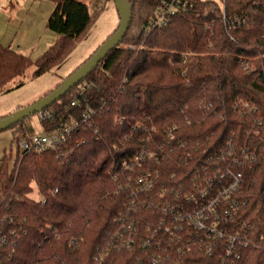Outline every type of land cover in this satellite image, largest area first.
Returning <instances> with one entry per match:
<instances>
[{"label":"trees","instance_id":"16d2710c","mask_svg":"<svg viewBox=\"0 0 264 264\" xmlns=\"http://www.w3.org/2000/svg\"><path fill=\"white\" fill-rule=\"evenodd\" d=\"M51 1L45 25L57 40L40 57L31 60L0 44V95L30 68L32 80L62 63L92 28L97 14L84 3ZM124 1L132 16L120 44L47 108L75 94L94 111L97 132L75 133L61 153L3 152L0 237L6 242L0 241V264H138L137 259L150 264L147 251L136 244L97 261L129 200L115 193L109 172L112 155L119 154L115 147L128 137L138 143L145 128H154L162 139L172 126L173 142L187 141V151L212 135L255 149L257 164L239 192L247 200L238 217L246 231L237 229L254 245L238 251L236 264H264V0H183L186 8L163 26L153 20L168 0ZM24 121L9 128L13 136L26 135ZM41 126L49 132L50 123ZM182 154L177 149L157 169L165 177L182 172L176 165ZM33 186L43 202L30 198ZM137 219L139 229L150 220L144 210ZM73 238L75 246L69 247ZM176 261L217 264L197 251Z\"/></svg>","mask_w":264,"mask_h":264},{"label":"built area","instance_id":"2783aa9c","mask_svg":"<svg viewBox=\"0 0 264 264\" xmlns=\"http://www.w3.org/2000/svg\"><path fill=\"white\" fill-rule=\"evenodd\" d=\"M186 6L183 0L164 2L153 24L165 25L168 17ZM66 100L55 108L36 113L40 123H50L49 132L26 134L17 139L20 154L61 153L75 133L97 132L94 111L83 106L75 94ZM55 121L57 124L53 125ZM176 130L172 126L161 139L159 134L156 137L154 128H145L147 136L141 137L138 143L115 147L119 154L112 155L109 174L116 184L115 193L128 194V207L116 219L118 227L106 245L98 250V262L106 260L114 251H132L136 244L138 249L147 251L150 264H178L176 260L191 251L214 257L217 264H236L238 251L250 243L254 245L246 233L242 235L237 229H244L238 217L247 200L240 199L239 192L247 173L257 164L255 149L233 145L231 136L221 141L222 136L212 135L187 151V141L173 142ZM199 146H203L200 152ZM177 149H183V154L178 156L176 165L184 170L165 177L157 166L173 160L171 155ZM38 201L43 202L41 196ZM143 210L150 220L139 229L137 218ZM0 241L5 244L6 238L0 237ZM75 241L73 238L69 247L75 246ZM137 263L140 264L138 259Z\"/></svg>","mask_w":264,"mask_h":264},{"label":"rangeland","instance_id":"374dc122","mask_svg":"<svg viewBox=\"0 0 264 264\" xmlns=\"http://www.w3.org/2000/svg\"><path fill=\"white\" fill-rule=\"evenodd\" d=\"M77 1L84 3L90 14H97L92 28L82 40L77 42L62 63L48 73L31 80L32 68H30L24 77H17L7 84L5 91L0 95V118L18 109L31 106L54 90L70 73L76 71L89 59L93 52L107 40V37L117 29L119 15L112 0ZM52 8L51 0H0V44L9 46L13 51L28 56L31 60L40 57L57 40V36L45 25ZM66 99L67 97L64 98L65 101ZM95 126L97 127L96 124ZM24 131L26 134L44 133L36 113L25 119ZM160 133L158 131V134ZM22 136V134L13 136L10 129L0 132V159L5 150L9 152L11 149L13 154L15 153L16 140ZM129 138L131 137H128L125 143L131 147ZM126 144L121 147H125ZM32 189L33 193L30 198L35 201L39 200L40 196L35 187L33 186Z\"/></svg>","mask_w":264,"mask_h":264},{"label":"water","instance_id":"95a60500","mask_svg":"<svg viewBox=\"0 0 264 264\" xmlns=\"http://www.w3.org/2000/svg\"><path fill=\"white\" fill-rule=\"evenodd\" d=\"M112 1L119 15V25L117 29L107 37V40L93 52V55L88 60L80 65L71 75L66 77L54 90L48 92L47 95L38 99L31 106L18 109V111L4 118H0V132L19 124L21 120H25L31 115H34V113L43 111L51 104L58 102L59 99L64 97L71 89L78 86V83L93 71V68L108 55L110 50L120 44L129 28L132 15L131 10L126 6L124 0Z\"/></svg>","mask_w":264,"mask_h":264},{"label":"crops","instance_id":"0c3cea01","mask_svg":"<svg viewBox=\"0 0 264 264\" xmlns=\"http://www.w3.org/2000/svg\"><path fill=\"white\" fill-rule=\"evenodd\" d=\"M9 47V46H8ZM10 48V47H9Z\"/></svg>","mask_w":264,"mask_h":264}]
</instances>
